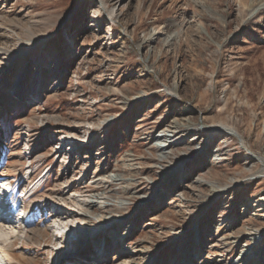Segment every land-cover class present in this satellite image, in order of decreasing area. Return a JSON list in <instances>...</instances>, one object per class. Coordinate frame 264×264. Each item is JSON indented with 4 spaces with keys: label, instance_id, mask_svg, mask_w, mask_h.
I'll list each match as a JSON object with an SVG mask.
<instances>
[{
    "label": "rangeland",
    "instance_id": "1",
    "mask_svg": "<svg viewBox=\"0 0 264 264\" xmlns=\"http://www.w3.org/2000/svg\"><path fill=\"white\" fill-rule=\"evenodd\" d=\"M263 169L264 0H0V264H264Z\"/></svg>",
    "mask_w": 264,
    "mask_h": 264
},
{
    "label": "bare ground",
    "instance_id": "2",
    "mask_svg": "<svg viewBox=\"0 0 264 264\" xmlns=\"http://www.w3.org/2000/svg\"><path fill=\"white\" fill-rule=\"evenodd\" d=\"M172 92V91H171ZM224 128L223 127H220V126H218V125H211L210 126V128H207L206 129V131L207 132H219V131H221V130H223ZM216 135V134H215ZM215 135H213V136H215ZM65 146V145H64ZM157 146H158V148H159V150H161L162 152H163V155H162V157L163 156H165L166 155V149L167 148H169L170 146H172V142L171 141H169V140H167L166 141V143H159V144H157ZM60 148H61V146H60ZM167 156H168V153H167ZM264 170V169H263ZM48 174V171L45 173V175H47ZM117 176V175H116ZM113 179H115V176H114V178ZM7 185H5L4 187H6ZM5 189V188H4ZM4 191V190H3ZM36 191L37 190H35V191H33L29 196L31 197L34 193H36ZM73 196V200H74V202L76 203V204H79V201L78 200H76V195H72ZM76 200V201H75ZM83 204V203H82ZM26 207V205L25 204H23V208H25ZM26 209V208H25ZM55 212H56V215H65L66 214V211H65V209H63L62 207H58V208H55ZM24 213V212H23ZM25 214V213H24ZM23 214V215H24ZM13 217V216H12ZM24 218H25V215H24V217H23V219L22 220H24ZM10 221V223H13L14 222V220L11 218V217H8L7 215H5V214H3V215H1L0 216V222L2 223V222H9ZM24 221H26V220H24ZM15 222H17V221H15ZM19 223V222H18ZM27 224H29V220H27ZM0 232H2V230L0 229ZM92 233V230L91 229H88L87 231H86V235H90ZM63 234H64V232H60L59 233V236H58V238L59 239H61L62 237H63ZM81 234V233H80ZM84 236H85V234H84ZM77 237V236H76ZM30 238H34V236L33 237H30L29 236V239ZM3 238H1V235H0V240H2ZM253 244H254V242H253ZM247 249L246 250H244V251H242L241 252V259L242 258H244L246 255H247ZM14 252V251H13ZM13 252H12V250H8V251H5V254L7 255V256H10V257H12V255H13ZM245 259V258H244ZM243 262H245V260H243Z\"/></svg>",
    "mask_w": 264,
    "mask_h": 264
}]
</instances>
